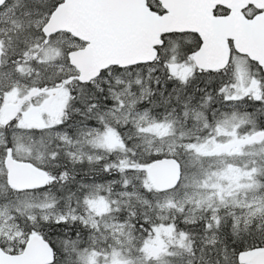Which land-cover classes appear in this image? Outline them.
I'll use <instances>...</instances> for the list:
<instances>
[{
	"label": "snow or ice",
	"instance_id": "snow-or-ice-1",
	"mask_svg": "<svg viewBox=\"0 0 264 264\" xmlns=\"http://www.w3.org/2000/svg\"><path fill=\"white\" fill-rule=\"evenodd\" d=\"M0 264H264V0H0Z\"/></svg>",
	"mask_w": 264,
	"mask_h": 264
}]
</instances>
